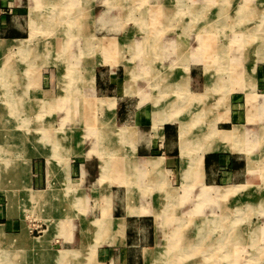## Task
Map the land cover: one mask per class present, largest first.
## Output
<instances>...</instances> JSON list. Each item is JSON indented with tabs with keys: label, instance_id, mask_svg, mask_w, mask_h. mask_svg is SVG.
I'll return each mask as SVG.
<instances>
[{
	"label": "crops",
	"instance_id": "0c3cea01",
	"mask_svg": "<svg viewBox=\"0 0 264 264\" xmlns=\"http://www.w3.org/2000/svg\"><path fill=\"white\" fill-rule=\"evenodd\" d=\"M71 6L78 11L75 31L63 14L54 22L56 10L49 2L0 0V44L11 42L13 54L9 128L49 130L58 158L53 173L48 143H35L41 154L26 158L22 148L18 160L25 163L17 166L16 181L0 188L5 192L0 193V237L29 243L19 252L22 261L34 253L33 258L50 260L52 255L51 264L79 263V257L83 264H189L198 246L216 237L213 230L198 242L196 226L206 216H224L246 205L254 211L264 197V178L256 183L260 174L255 173L262 160L254 156L264 143L252 144L249 134H264V26L259 21L264 0H69L58 10ZM7 54L0 53V60ZM245 72L249 87L242 81ZM228 74L241 76L231 90ZM84 87L95 97L112 98L114 106L101 111L85 102H57L67 90L78 96ZM192 94L201 100L194 102ZM5 106L0 104L1 121ZM197 116L200 122L194 124ZM192 122L186 155L178 130ZM88 124L93 134L85 130ZM120 126L132 130L133 148L118 140ZM212 128L215 132L204 139ZM0 130L5 142L6 127ZM226 132L240 137L224 140ZM91 147L114 150L103 179L102 159L87 153ZM206 186L226 196L195 212L196 194ZM28 208L38 209L44 223L46 218L69 222V234L64 230L30 242L36 236L27 234L22 219ZM54 239L72 243L51 252Z\"/></svg>",
	"mask_w": 264,
	"mask_h": 264
},
{
	"label": "rangeland",
	"instance_id": "374dc122",
	"mask_svg": "<svg viewBox=\"0 0 264 264\" xmlns=\"http://www.w3.org/2000/svg\"><path fill=\"white\" fill-rule=\"evenodd\" d=\"M43 2H49L52 4L53 8L56 10L54 16V22H58L60 20H63L64 17H61L60 14L65 15V17H68V24L72 31L77 30L78 28V11L76 14V9L71 6L70 8H66L65 10H62L61 13L58 10L62 5H68L69 0H56V2H53L52 0H42ZM56 3V4H55ZM264 8V7H263ZM74 11V13H73ZM261 16V14H260ZM260 26L261 28L264 26V18L261 19L259 17ZM258 21V22H259ZM69 28V29H70ZM75 28V29H74ZM77 33V31H76ZM75 34V32H74ZM198 40V47L200 46V36L197 38ZM92 41V40H91ZM92 44V43H91ZM70 46V42H68L67 47ZM94 47V45H91V48ZM8 53L7 55H4L5 59L0 60V87L4 88L6 90L5 92H0V104H5L6 106V115L4 120H0V125H3L6 127V134L7 138L6 141L3 143V131L0 130V188H7L9 189V185H11L10 180H15V176L17 175V166L22 165L25 163V160L19 161L18 157H21V154L24 151L25 158L26 156H33L41 154L40 151L35 150L37 148V145L35 143H39L42 145L43 143H48L51 150L47 153L48 162L51 163L50 170L55 172L53 169V159L54 157L57 158V154H55V143L53 142V138L49 135V130H46L44 127L42 129H24V131L20 132L14 129H10L8 121L9 116H11L14 108H13V100L8 94H11V90H9L10 81L9 78H7L9 75L11 77L10 68L12 66V44L11 42L8 45H2L0 44V53ZM216 55L212 54L211 57L215 58ZM207 57V56H205ZM225 61V60H224ZM223 63V62H222ZM233 66L235 63L232 64ZM68 66V73H72L73 69H75L74 64L71 62V59L67 63ZM76 70V69H75ZM238 71V69H236ZM234 70V72H236ZM231 73H233V69L230 70ZM239 72V71H238ZM244 74V75H243ZM241 74L242 81L245 80V83L249 87L250 82V75L249 73L245 72ZM231 76V78H230ZM228 74V77L231 81L230 90L233 85H236L237 82L240 79V75L237 74V76H233L232 74ZM5 77V78H4ZM4 79L3 81L1 79ZM66 78V77H65ZM12 79V78H11ZM10 79V80H11ZM241 81V82H242ZM68 84L71 83V79L66 81ZM236 83V84H235ZM90 86V85H88ZM85 88V87H84ZM252 87H250L251 89ZM68 93V94H67ZM66 94H60L58 101L59 105H62L69 101L73 106L79 105L80 102H85V105L89 107H96V109L99 110H109L111 107H113V99L109 97L104 96H97L95 97L94 91L87 90L85 88L82 90L81 93L76 94L78 96H73L69 90H67ZM195 95V96H194ZM64 97V98H63ZM200 95L192 94V100L194 102H199L201 100ZM63 98V99H61ZM261 108L264 111V97L261 98ZM8 102V103H7ZM2 106V105H1ZM198 113V112H196ZM3 113H0V117ZM9 114V115H8ZM4 115V114H3ZM194 124L197 122H200L198 116L193 120ZM192 124L188 125H181L179 126L178 130V140H180V148H182V151L184 154H189L190 152V139L188 138L189 131ZM251 128L253 125L250 126ZM254 128V127H253ZM127 129V128H126ZM85 130L90 135L93 134V127L91 125H87ZM131 131V132H130ZM215 132V130L212 128L211 130L206 133V135L203 136L204 139H207V137H211L212 134ZM237 132H226L222 135V138L225 139H231V137H240V134H236ZM9 134H12V137H8ZM24 134V138L18 139L19 135ZM250 135H253L252 144H260L264 143V134L261 136V134L256 131H252L249 133ZM258 134V135H257ZM95 139L98 142V140L101 139L100 133H95ZM118 140L121 142L122 145L127 146V148H133V132L131 129L129 131L123 132V126H120L117 132ZM256 136V137H255ZM242 137V135H241ZM249 138V137H248ZM238 142L240 143L239 138H236ZM244 140V139H242ZM28 141H31L32 143H29V147H26V143ZM204 141V140H203ZM259 141V142H258ZM242 142V141H241ZM238 145V143H237ZM52 146V147H51ZM255 148V146L251 149V151ZM102 152H104L105 156H102ZM100 152L99 150L96 151L95 147H91L87 153H97L101 157V164H100V176L101 179H103L109 171V163L108 159L112 156L114 153V150H104ZM110 152V153H107ZM49 154V155H48ZM59 155V154H58ZM254 156H256L258 159L262 160L260 161L261 164L258 163V169L255 171V173H259L260 177L256 175V183H261L260 180L264 178V149L255 148L254 149ZM58 159V158H57ZM19 161V162H18ZM254 165V166H253ZM255 169V164H252L251 161L248 162V170L253 171ZM12 175L10 178H5L6 176ZM14 177V178H13ZM12 178V179H11ZM19 177L18 179H20ZM10 179V180H9ZM16 181V180H15ZM15 183V182H14ZM264 186V185H263ZM185 188V186L183 187ZM182 188V189H183ZM219 188L206 186L202 187L200 190H198V194H196L195 199V205L194 210L195 212L202 211V208L206 206L208 202V206H214L215 203H213L216 198L220 196H226V191H224V195H219L218 193ZM258 189H256L257 191ZM67 188V192H68ZM70 192V191H69ZM0 193L2 195L5 194L4 190H0ZM4 193V194H3ZM183 198L187 197L188 191L186 193L183 192ZM222 194V193H221ZM29 198H33V193L28 190ZM63 197L62 192H58L59 202L61 198ZM257 198V197H256ZM57 199V197H56ZM213 201V202H212ZM6 202V200H5ZM58 202V199H57ZM75 203L78 204L76 207V213L81 214L82 207H81V200L80 198H77L75 200ZM257 203V202H256ZM246 205V204H245ZM190 208L193 206V202H191L189 205ZM249 205H246L244 207H236L235 212L232 210V208L229 209V213L227 215H215L210 214L205 220L202 221L200 225H197L198 230V242L202 243L205 237L209 236V232H214V235L216 236L213 238V242H210V244L204 242L202 246H198V251L196 252L197 255L192 257L190 259L189 264H264V197L258 204L255 205L254 211H251L250 209H253L252 207H247ZM60 205L58 203L56 204V208L59 211ZM81 207V208H80ZM30 211L24 212L22 214V219L24 220L26 224V232L30 236H36L33 237L34 241H44L48 239L53 234L61 233V231H64V233H68V226L70 225L69 222L66 224L61 222V224H57L58 219L56 218V221H52L48 218L45 219V225L44 221L40 216H38L39 211L38 209L33 210V208H28ZM200 213V212H199ZM222 222V223H221ZM67 226V228H65ZM73 226V225H72ZM208 226V234L206 235L205 230H203V227L205 228ZM46 228V229H45ZM65 228V229H64ZM216 228V229H215ZM227 229V230H226ZM60 230V231H59ZM228 233V234H227ZM45 234V235H44ZM61 236V235H60ZM57 238V237H54ZM29 242V241H28ZM75 243V241H73ZM208 242V241H207ZM72 243V242H71ZM71 243H62L59 239L52 240V246H51V252H54L57 248H63L65 246H69L68 244ZM36 246V242H34ZM30 247L29 243L25 242H17L14 239H10V242L6 239H3L0 237V264H13L10 263L11 260H14L15 258H18L20 255V251L26 250L25 248ZM234 249V252H233ZM43 250H41L42 252ZM232 251V252H231ZM236 251V252H235ZM43 253V252H42ZM225 253V254H224ZM29 259H26L22 261V258H18L19 260H14V264H47L49 260V264L52 263V255H50L51 260L44 255L42 257H36L33 258V255H29ZM91 258V257H89ZM85 260L84 257L77 258V261L79 263H72V264H83L82 262ZM59 258L57 257V263H59ZM86 264H91L90 260ZM188 264V263H184Z\"/></svg>",
	"mask_w": 264,
	"mask_h": 264
},
{
	"label": "bare ground",
	"instance_id": "6f19581e",
	"mask_svg": "<svg viewBox=\"0 0 264 264\" xmlns=\"http://www.w3.org/2000/svg\"><path fill=\"white\" fill-rule=\"evenodd\" d=\"M255 8V7H254ZM256 15V14H255ZM261 19H263L264 18V8H263V12L261 13ZM214 50V49H213ZM215 54V53H214ZM1 74H2V72H1ZM1 74H0V76H1ZM2 80V79H1ZM4 80V79H3ZM2 80V81H3ZM5 81V80H4ZM79 94V93H78ZM195 96V95H194ZM64 98V97H63ZM63 98H61V99H63ZM8 103V102H7ZM127 127H124L123 126V132L126 130V131H129V128H127ZM131 132V131H130ZM258 135V134H257ZM8 137H12V134H9V136ZM256 137V136H255ZM21 138H24V134H22V135H19V137H18V139H21ZM259 142V141H258ZM261 144V143H260ZM254 166V165H253ZM34 196V195H33ZM222 223V222H221ZM120 226V225H119ZM228 234V233H227ZM45 235V234H44ZM232 252V251H231ZM233 252H234V249H233ZM236 252V251H235ZM225 254V253H224Z\"/></svg>",
	"mask_w": 264,
	"mask_h": 264
}]
</instances>
